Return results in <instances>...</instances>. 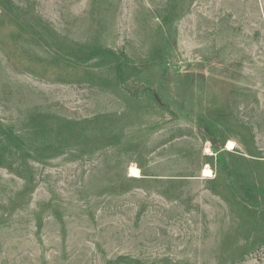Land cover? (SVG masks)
Returning a JSON list of instances; mask_svg holds the SVG:
<instances>
[{
  "label": "rangeland",
  "instance_id": "obj_1",
  "mask_svg": "<svg viewBox=\"0 0 264 264\" xmlns=\"http://www.w3.org/2000/svg\"><path fill=\"white\" fill-rule=\"evenodd\" d=\"M0 264H264V0H0Z\"/></svg>",
  "mask_w": 264,
  "mask_h": 264
},
{
  "label": "bare ground",
  "instance_id": "obj_2",
  "mask_svg": "<svg viewBox=\"0 0 264 264\" xmlns=\"http://www.w3.org/2000/svg\"><path fill=\"white\" fill-rule=\"evenodd\" d=\"M232 147H233V144L229 143L228 148L231 149ZM208 173H209L208 170H205V171H204V175L207 176ZM131 174H132V177H140V175H139V171H138L137 169H133V170L131 171Z\"/></svg>",
  "mask_w": 264,
  "mask_h": 264
}]
</instances>
